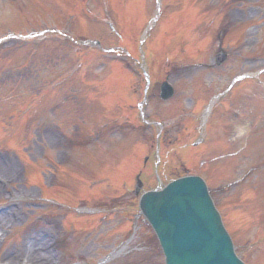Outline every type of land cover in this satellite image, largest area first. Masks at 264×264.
Returning <instances> with one entry per match:
<instances>
[{
	"label": "rangeland",
	"instance_id": "374dc122",
	"mask_svg": "<svg viewBox=\"0 0 264 264\" xmlns=\"http://www.w3.org/2000/svg\"><path fill=\"white\" fill-rule=\"evenodd\" d=\"M24 1L30 2L27 11H20L18 8L15 9L8 6L3 12L7 13V16L3 19L5 27L15 29L16 33L27 34L31 30L57 27V23L55 24L54 21L57 22L59 18L64 16L62 10H64V13L68 10L62 2L63 0ZM35 2L37 3L35 4ZM111 2L110 12L114 20H116V24H122L125 17L131 22L130 30L134 29L131 37L135 41L138 40L150 20L154 1L111 0ZM194 7H198V9ZM91 8L93 10L99 8L98 14L102 12V4L98 0H91ZM0 9H2L1 5ZM163 14L162 18H160L163 21L159 22V20L156 23L157 31L162 30L163 32L155 39H152V35L147 37L149 41L152 40L154 43L148 42L149 44L146 45L148 54L146 55L152 58L154 52L155 60H157V49L160 50L165 45L164 42H167L166 44L170 48V54L168 55L173 61L169 71H167V75L159 66L163 60L158 63V66L155 65L158 61L153 64L152 70L155 77L149 91L153 90L154 87L155 91H157L158 82L162 78L167 77L174 84L176 96L172 101H161L152 96L149 99L147 108L149 116L145 113L143 119L145 117H154L166 122V127L169 128L171 126V131H176L174 136L178 137L177 131L185 127L189 128V126L199 121L200 115L208 104L211 95L217 90L223 89L233 74L238 73L240 70L255 72L264 67V0H221V3H215V0H198L195 4L193 0L190 3L189 0H178L177 3L176 0H173L172 5L167 7L166 10L164 9ZM73 20L78 22L79 17H75ZM82 22L83 27L73 29L76 37H100L104 43H112L100 33L103 29L101 23L89 18L82 20ZM5 27L0 26V30H9ZM229 28L230 32H228L230 34L228 37L226 36L227 39L225 37L226 40L224 39L225 41L221 45L225 49L227 48L229 52L232 51L238 55L230 53L231 57L223 67L205 68L220 45L217 34L219 31ZM172 29L175 30L171 32ZM167 30L171 33L166 39L164 36ZM240 37L241 39L246 37L245 42L234 43L235 39ZM11 43H22L27 46L34 45L33 41L25 43L19 40ZM153 46L155 47L153 48ZM239 48L241 49L239 50ZM251 50H255L254 53ZM175 51V58H172V53ZM239 51L242 52L239 53ZM57 55L58 52L55 53L53 51L52 54H47L45 50H41L38 60L45 61L46 70L50 71L53 65L56 64L54 59H56ZM151 60L153 58L148 59L152 66ZM47 64L51 67H48ZM101 65L100 61H93L91 65L82 68V70L84 71V78H101L97 87L94 85L89 90L93 91L96 89L97 92L101 91L102 94L104 86L101 80L106 77L105 74L108 75V72ZM2 69L4 68L0 65V71ZM101 69L102 72H100ZM104 70L105 73H103ZM63 72L64 69L55 70L47 75L46 78L50 83L56 75ZM111 73H114V69L109 71V74ZM134 74V72H130L132 78H129V83L131 85L139 84L140 90L135 94L132 92L133 89H129L126 90V96L124 95L126 92H122L119 96H125L130 101L129 103L133 102L135 109L132 110L137 112L136 103L141 99L142 85L140 77ZM262 80L256 79V84L253 83L255 85L254 88L244 82L240 86L241 89L239 91L233 92L232 95L230 92L215 102L214 114H218L221 106H224L231 112L237 111L242 122H244L240 124L238 121L241 120H238L235 122V127L226 130L228 134H236V136L234 135L235 138H232L233 136L229 139L226 137L223 144L217 141L220 143L209 154L204 153L205 148L202 146L191 150L188 147L181 148L178 145H173L169 150V155L167 157L164 156L166 159L172 160L171 165L176 171L184 170L187 167L191 172L202 174L209 181L210 187H216L217 189V187L222 188L225 186V189L226 187L231 189L221 194L220 191L214 189L212 192L215 194L216 202H220L224 206L226 222L232 233L236 234L234 237L236 250L239 254H242L248 264H264V247H247V241H250V238L256 232L260 234L264 232L258 227L260 221L264 222V212L261 211L263 213L261 215L258 214V216L257 214L249 215L250 213L259 212L260 208L257 205V200L249 194L251 192L250 189L253 188L252 184L253 186L264 188V87L261 83ZM60 81L61 84L54 88L53 91L47 92L48 100L44 99L38 103L40 110L33 109L29 116V119L32 118V123H29L27 141L21 145H12V147L17 149L9 152L13 162L0 169V177L8 182L7 189H0V204L14 202V205L12 204L13 206L6 212L7 216L4 218V221L8 219L7 225H9L8 229L10 228L11 231L8 232L7 240L0 250V261L1 259L5 260V262L6 260H20L18 257L25 255L30 243L39 242L40 248L43 249L41 252L46 254L47 257L48 252L50 253V250H52L51 246L55 245L58 250L59 248L61 249L62 255H60L59 264H92L103 256L118 238V235L110 230L111 227L118 226L122 230L120 233L121 238L124 230H128L130 227V223L121 220L119 216L109 215L101 220L100 217L98 219L95 218L96 227L88 230L83 227H89L91 217L79 215L73 211L74 209H71L67 217L64 216L65 207L63 202H68L73 207L81 205L93 207L96 203L92 200V196L99 192H107V197L110 195L121 196L125 191L132 194V189L123 190L125 189L123 188L125 184H122L121 191L112 190L120 188H116L115 185L105 187V182L90 187L89 184L93 180V175L88 176L86 171L91 172L89 170L91 166L89 162H85L84 166L79 161L82 158L81 154L84 149L78 147L77 144L76 147L68 150L64 143L66 139L71 138V132L69 131H71L72 123H79L80 121L85 125L84 127L89 129V132L98 131L96 129L102 122L98 115L100 113H104L103 115L109 113L108 115H111V107L104 104L103 108H101L99 102L95 105L94 100L99 101V95H101L97 93L98 96L92 100H89V98L83 99L88 105L86 110L84 108L75 110L73 102L74 95L76 93L77 96L79 95L78 86L73 80ZM21 88L24 89L23 86ZM16 93H18V90L12 94ZM197 98L199 100L198 103L192 102ZM121 99L123 98L121 97ZM0 102L4 104L5 101L0 100ZM126 110L131 109L127 107ZM190 110L196 111L197 114L191 115L189 113ZM193 117L195 118L193 119ZM38 120L40 121L39 126L42 125L43 129L42 126L38 127L36 125ZM225 121L227 122L228 119L225 118ZM189 123L191 124L189 125ZM152 128L148 127L145 131L144 129L142 131L149 135L151 132H155V129ZM254 131L257 133V138L253 136ZM184 132L185 137L182 139L188 144L195 141L199 134L196 130L195 135L190 137L189 129H184ZM61 133H64V135ZM213 135H216V132ZM108 136L111 135L108 133ZM217 137L218 134L215 136V140H217ZM116 138L113 140V138L104 137L99 143L93 140L92 142L94 143H92V150L89 155H98L101 158L102 155H105V150L110 149L111 146L114 154L119 153V149L116 147L119 143L116 142ZM124 144L127 145V143ZM122 146L125 145L122 144ZM219 147L220 149H218ZM127 149L131 150L130 154L145 153L147 145L137 142L133 146L130 144ZM220 151L225 154L224 161L215 159ZM65 152L66 159L69 161L60 171L59 165L63 163L61 156ZM234 152L235 154H233ZM162 155H164V151ZM201 160H204V162H201ZM202 163L204 164L202 165ZM75 164H79L78 167H80L78 174L73 169ZM23 165L26 167L24 172L22 171ZM19 166H21L20 169H18ZM16 169L18 172H15ZM63 169L65 172H63ZM124 169L126 172L128 171V167ZM21 172H23L24 176L20 178ZM106 172L107 170H105L104 174ZM115 173H117L116 169L108 175L110 180H112V176ZM96 174L99 177H103L99 172ZM149 174L146 175L147 182L154 179L153 173L151 172V176ZM236 180L239 181L235 185L233 183ZM50 181L52 183H49ZM128 182V185H133L130 180ZM147 182L146 186L151 184V182ZM113 183L115 184L116 182L113 181ZM238 189L245 190L244 197L248 198L250 202L236 208L235 205H238L236 201ZM51 197L56 198L61 203L50 200L49 198ZM129 197L131 198V195ZM13 214L15 215L13 216ZM60 216L62 218L65 217L68 232L63 233L61 229H57V224H53L59 222ZM53 232L58 233L55 237L56 242H53V239L48 237V234ZM143 240L145 248L141 245L140 252L130 253L124 258L122 257L106 264H129V262L134 260L140 261L141 264H161L160 254L157 251L153 234L150 232L146 233V237Z\"/></svg>",
	"mask_w": 264,
	"mask_h": 264
},
{
	"label": "water",
	"instance_id": "95a60500",
	"mask_svg": "<svg viewBox=\"0 0 264 264\" xmlns=\"http://www.w3.org/2000/svg\"><path fill=\"white\" fill-rule=\"evenodd\" d=\"M191 186H193V183H190V180L188 182L174 183L169 187H173V189L165 190L162 195L165 197L169 206L174 209L179 199L189 192L188 189H190ZM204 202H206L208 206L198 201L193 205L197 206V209L201 211L202 214L207 215L210 213V210L213 211V208L208 200ZM149 203L150 201L145 209L146 214H148ZM157 206L159 207V203H156V207ZM160 206V209H165V205L161 204ZM151 208H153L152 205ZM189 214L192 216L191 213ZM207 223L208 222H204L205 227L202 231L203 239L192 243L187 250H183L178 246L172 247L171 244L166 243V247H168L166 255L167 264H241L233 255L231 244L227 238L222 235L225 240L222 238L216 239L213 234L215 229Z\"/></svg>",
	"mask_w": 264,
	"mask_h": 264
},
{
	"label": "bare ground",
	"instance_id": "6f19581e",
	"mask_svg": "<svg viewBox=\"0 0 264 264\" xmlns=\"http://www.w3.org/2000/svg\"><path fill=\"white\" fill-rule=\"evenodd\" d=\"M43 249L40 248L39 242L30 243L27 250L26 255L28 256L27 262L28 264H43L45 263V259L47 258L46 254L41 252Z\"/></svg>",
	"mask_w": 264,
	"mask_h": 264
}]
</instances>
